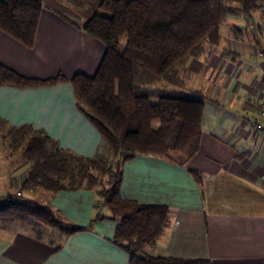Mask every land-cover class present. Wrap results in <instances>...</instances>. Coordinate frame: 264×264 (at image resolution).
<instances>
[{
  "label": "crops",
  "instance_id": "crops-1",
  "mask_svg": "<svg viewBox=\"0 0 264 264\" xmlns=\"http://www.w3.org/2000/svg\"><path fill=\"white\" fill-rule=\"evenodd\" d=\"M259 51L264 52V8L251 13L249 21L242 15L223 19L218 42L205 45L180 71L184 89L205 98L197 153L183 164L138 156L124 165L120 188L124 199L169 209L163 233L146 247L150 254L210 264H264V133L255 129L256 107L264 103V58ZM103 54L101 43L48 10L41 15L33 49L0 31V64L23 77L92 76ZM67 89L73 93L71 85ZM19 91L0 87L3 120L17 121L12 112L23 102L31 105L30 111L40 105L18 98ZM32 113L26 122L40 118ZM18 115L24 119L23 113ZM84 121L93 127L85 117ZM190 170L199 174V181ZM16 175L10 173V178L14 188H20L25 174ZM34 195L21 194L48 206L59 220L82 227L99 217L95 209L103 207L89 190L56 194L40 190ZM114 229L115 223L107 219L97 221L91 231L71 236L44 225L0 223V264H129L127 254L111 241ZM57 239L58 245L53 241Z\"/></svg>",
  "mask_w": 264,
  "mask_h": 264
},
{
  "label": "trees",
  "instance_id": "trees-1",
  "mask_svg": "<svg viewBox=\"0 0 264 264\" xmlns=\"http://www.w3.org/2000/svg\"><path fill=\"white\" fill-rule=\"evenodd\" d=\"M56 2L84 10L85 18H71L50 9L43 0H0V31L33 49L41 15L50 10L103 45L95 73L37 79L0 64V87L41 88L69 82L79 111L100 135V142L94 155L76 156L29 126L10 130L11 144L22 151L29 166L20 193L0 197V223L17 222L31 228L44 225L71 236L91 231L97 221L107 219L115 223L111 241L127 254L129 264H210L146 251L163 233L169 209L124 199L120 195L123 167L138 156L183 164L197 153L205 98L184 89L180 71L205 45L218 42L223 19L242 15L249 20L251 13L264 8V0ZM259 54L264 58V52ZM160 85L162 90L155 89ZM189 174L200 180L197 172L190 170ZM97 175L107 177L106 185ZM36 190L52 194L93 191L108 215L96 217L85 227L63 222L48 206L21 196Z\"/></svg>",
  "mask_w": 264,
  "mask_h": 264
},
{
  "label": "rangeland",
  "instance_id": "rangeland-1",
  "mask_svg": "<svg viewBox=\"0 0 264 264\" xmlns=\"http://www.w3.org/2000/svg\"><path fill=\"white\" fill-rule=\"evenodd\" d=\"M43 1L50 9L65 13L71 18H85V14L82 12L84 10L76 11L75 9L70 8L69 5L67 6L66 4L58 3L56 0ZM231 5L234 7L237 6L236 3H231ZM242 18L244 19L245 16H242ZM245 20L249 21L248 18ZM248 25L249 29L253 31L254 27L251 29V24L249 23ZM122 43L124 44V40ZM93 50L96 53L94 48ZM67 86H70V84L67 83ZM67 86L65 85L63 88L55 86L26 88L27 90L20 89L19 93L17 94L18 98L26 100L28 99L30 101L37 100L40 105L37 106L34 104V109L30 111L31 105H26V103L23 102V105L20 106L21 109L19 111L12 112V117L18 118L17 121L12 120L10 122L0 118V121H3L0 125V197L5 198L8 196H17L18 193H20V188H14L15 185H13L12 178H10V173H15L17 174L16 176L25 174L29 166L22 151L16 149V146L11 144V138L8 136V132L10 130L13 131L22 126H29L33 130L39 131L55 140L62 149L66 150V152H69L70 154L76 156L94 155L95 150L97 149V146L100 142V135L93 127L88 124V122L84 121V116H82V113L79 111V105L76 102L74 93L69 91ZM155 89L162 90V87L161 85L156 86ZM56 101H60L61 103L55 106ZM33 111L39 113L40 118L34 120L32 123L26 122V119L28 121V113L31 112L32 115ZM19 113L24 114V119H21V115H18ZM53 113L58 115V117L50 118L51 114ZM83 122H85V127L81 128ZM80 151L88 153L82 154ZM97 177L99 182H101L103 185H106L107 177H101L98 175ZM10 187L11 189L9 190ZM97 188H100L99 183ZM39 191L40 190L27 192L28 194L32 192L36 197L37 192ZM106 212L107 211L105 207L102 206L101 208L98 207L95 209V214L99 217L104 215ZM53 241H55V244L57 245L60 243L59 239Z\"/></svg>",
  "mask_w": 264,
  "mask_h": 264
},
{
  "label": "built area",
  "instance_id": "built-area-1",
  "mask_svg": "<svg viewBox=\"0 0 264 264\" xmlns=\"http://www.w3.org/2000/svg\"><path fill=\"white\" fill-rule=\"evenodd\" d=\"M261 81L264 84V71L261 74ZM256 113L259 122L256 124L255 129L258 132L264 133V103L257 105Z\"/></svg>",
  "mask_w": 264,
  "mask_h": 264
}]
</instances>
